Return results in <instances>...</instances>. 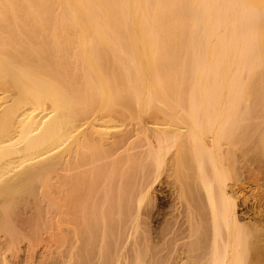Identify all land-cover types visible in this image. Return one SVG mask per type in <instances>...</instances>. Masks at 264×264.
<instances>
[{
	"label": "bare ground",
	"instance_id": "bare-ground-1",
	"mask_svg": "<svg viewBox=\"0 0 264 264\" xmlns=\"http://www.w3.org/2000/svg\"><path fill=\"white\" fill-rule=\"evenodd\" d=\"M262 175L264 0H0V264H264Z\"/></svg>",
	"mask_w": 264,
	"mask_h": 264
},
{
	"label": "rangeland",
	"instance_id": "rangeland-1",
	"mask_svg": "<svg viewBox=\"0 0 264 264\" xmlns=\"http://www.w3.org/2000/svg\"><path fill=\"white\" fill-rule=\"evenodd\" d=\"M246 173L247 172H245V174ZM263 176L264 175H262V177ZM165 178L167 180V177H164V180H165ZM254 179L255 178L249 179V180L247 179L242 184L243 191H242L241 196H243V197L245 196V198L247 199V201H246L245 204H241V203H240L241 205L239 204L240 205L238 207L239 214H242V215L247 214L245 216H248L251 213V211H252V210L250 211L248 208L251 207V209H252L254 207L252 205H254L255 199L260 196V193H261V195H263V193H264V191H263L264 190V184H262L264 182V180L261 181V179H260L259 181H261V184L259 185L256 182H254ZM156 184H154V186H156V187H153L154 190L157 188V190H155V193H153V194H155V196H154V207H153V211H152V215H151L152 217L149 218L150 219V222L148 224V227H149V229H150L151 232H154L157 229H159L160 227H162L163 225H165L163 223L167 222V219L170 218L171 214H170V211L169 210H170V208L172 209V207H170L167 204V201H166L167 200V197L166 196L169 197L170 196V193L172 192L171 191V189L173 188L172 185L171 184L169 185L167 183V181L165 183H161V184L158 183L159 185L158 184L156 185ZM171 203L169 202V204H171ZM248 210L250 212H248ZM162 211H167L170 215L168 213L162 212ZM157 216H159V217H157ZM159 221H161V222H159ZM44 236H47L48 237L49 234H45ZM27 252H29L27 250V246H26L25 243H23L22 244V247H21V250L18 253V257L16 256V257H13L12 259H10V264H16L18 261H19L18 262L19 264H47V263L49 264V262L52 261V260L50 261V259H52L50 257H49V259H47L48 256L46 258H44L45 252L40 247H37L36 250H35V252H34V254L32 255V262H30V259H29V256H28V253ZM253 252L254 251H252L251 254H253ZM16 259H17V262H15Z\"/></svg>",
	"mask_w": 264,
	"mask_h": 264
}]
</instances>
